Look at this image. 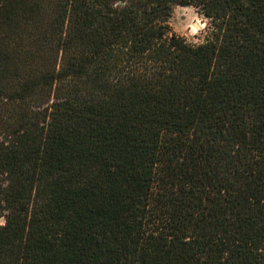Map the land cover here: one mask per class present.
Segmentation results:
<instances>
[{
    "label": "trees",
    "instance_id": "trees-1",
    "mask_svg": "<svg viewBox=\"0 0 264 264\" xmlns=\"http://www.w3.org/2000/svg\"><path fill=\"white\" fill-rule=\"evenodd\" d=\"M0 217V264H264V0H0Z\"/></svg>",
    "mask_w": 264,
    "mask_h": 264
},
{
    "label": "rangeland",
    "instance_id": "rangeland-1",
    "mask_svg": "<svg viewBox=\"0 0 264 264\" xmlns=\"http://www.w3.org/2000/svg\"><path fill=\"white\" fill-rule=\"evenodd\" d=\"M206 20L198 16L191 7H175L169 17L171 31L192 45L203 42ZM3 219L0 217V225Z\"/></svg>",
    "mask_w": 264,
    "mask_h": 264
}]
</instances>
